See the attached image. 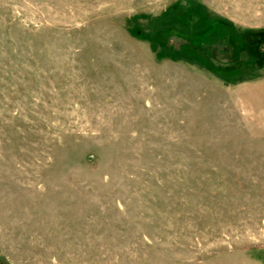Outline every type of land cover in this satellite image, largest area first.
<instances>
[{
    "label": "rangeland",
    "instance_id": "374dc122",
    "mask_svg": "<svg viewBox=\"0 0 264 264\" xmlns=\"http://www.w3.org/2000/svg\"><path fill=\"white\" fill-rule=\"evenodd\" d=\"M0 264H264V0H0Z\"/></svg>",
    "mask_w": 264,
    "mask_h": 264
},
{
    "label": "trees",
    "instance_id": "16d2710c",
    "mask_svg": "<svg viewBox=\"0 0 264 264\" xmlns=\"http://www.w3.org/2000/svg\"><path fill=\"white\" fill-rule=\"evenodd\" d=\"M224 28H225V27H224ZM224 30L226 31V34H227V36H226V38H225V39H226V42H227V40H228V31H227L226 28H225ZM213 42H218V41L216 40V41H213ZM221 47H222V46H221ZM221 47H220V48H221Z\"/></svg>",
    "mask_w": 264,
    "mask_h": 264
}]
</instances>
